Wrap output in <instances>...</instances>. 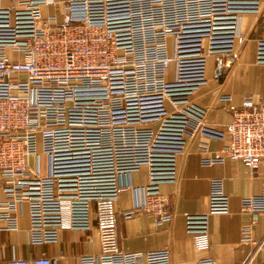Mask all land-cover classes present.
<instances>
[{"label": "built area", "instance_id": "obj_1", "mask_svg": "<svg viewBox=\"0 0 264 264\" xmlns=\"http://www.w3.org/2000/svg\"><path fill=\"white\" fill-rule=\"evenodd\" d=\"M259 7L260 0H0V232L19 230L26 213L32 245L93 224L100 240L96 253L0 264H170L168 247H120L118 194L134 193L121 215L170 221L160 184L176 180L177 157L196 134L222 141L203 164L229 159L251 172L264 161V99L246 95L228 106V121L210 123L190 98L207 82L208 56H235L246 38L238 14ZM254 57L264 62V39ZM142 167L147 181L133 185L130 174ZM227 205L222 177H211L208 209L185 215L197 251L210 247L209 214ZM240 208L262 211L264 187ZM249 231L242 227L243 240ZM254 242L264 249V233ZM197 264H213L212 256Z\"/></svg>", "mask_w": 264, "mask_h": 264}, {"label": "crops", "instance_id": "obj_2", "mask_svg": "<svg viewBox=\"0 0 264 264\" xmlns=\"http://www.w3.org/2000/svg\"><path fill=\"white\" fill-rule=\"evenodd\" d=\"M237 26L246 38L234 45L236 55H209L207 82L190 97L207 109L205 118L210 123L228 121V106H239L246 95L253 100L264 99V62H258L254 57L256 39H264V0H260L257 12H240ZM224 94L230 98L220 99ZM221 145V140L201 134L188 140L177 157L176 180L160 184V190L171 203L173 215L170 221L155 224L152 216L143 211L131 216L121 215L120 212L132 207L134 193L131 188L119 192L115 204L119 212L118 241L122 249L146 251L168 247L170 264H197L198 257L205 253L212 256L213 264H259L264 261V249L256 247L254 242L264 233V209L249 211L240 208L242 197L256 195L264 187V161L251 172L239 161L201 162L203 156L214 154ZM213 176L222 177V190L228 200L227 210L209 214L210 247L207 251H197L185 230V215L208 209L210 179ZM129 181L133 185L144 184L147 181L146 167L133 171ZM19 225V230L0 232V259L12 256L29 258L39 254L74 257L96 253L100 249L95 224L88 229H61L56 242L39 246L26 240V213L20 216ZM246 225L250 230L249 240L241 237V229Z\"/></svg>", "mask_w": 264, "mask_h": 264}, {"label": "rangeland", "instance_id": "obj_3", "mask_svg": "<svg viewBox=\"0 0 264 264\" xmlns=\"http://www.w3.org/2000/svg\"><path fill=\"white\" fill-rule=\"evenodd\" d=\"M173 70H174V64L170 63L169 64V77L170 78L172 77Z\"/></svg>", "mask_w": 264, "mask_h": 264}]
</instances>
